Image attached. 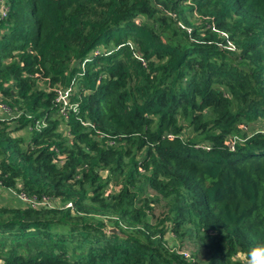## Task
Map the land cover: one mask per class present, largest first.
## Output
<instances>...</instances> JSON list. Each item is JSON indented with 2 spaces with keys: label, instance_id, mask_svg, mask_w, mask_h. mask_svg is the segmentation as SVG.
Segmentation results:
<instances>
[{
  "label": "trees",
  "instance_id": "obj_1",
  "mask_svg": "<svg viewBox=\"0 0 264 264\" xmlns=\"http://www.w3.org/2000/svg\"><path fill=\"white\" fill-rule=\"evenodd\" d=\"M7 1L0 101L21 114L0 122V182L72 206L0 205L2 264H198L168 232L245 264L264 245V0Z\"/></svg>",
  "mask_w": 264,
  "mask_h": 264
},
{
  "label": "built area",
  "instance_id": "obj_2",
  "mask_svg": "<svg viewBox=\"0 0 264 264\" xmlns=\"http://www.w3.org/2000/svg\"><path fill=\"white\" fill-rule=\"evenodd\" d=\"M8 11H9L8 1L0 0V19L5 18L8 14ZM98 53L99 51L95 50L93 54L96 55ZM54 92L56 94L55 101L60 106L61 111L65 114V117H66V112H65L66 110L72 109L75 111L77 105L75 103H71L70 96L72 94V89L70 87L56 86L54 88ZM20 114H21L20 111L12 110L9 106H7L6 104L0 101V122L2 121L10 122L14 119H17ZM85 124L87 125L88 123H85ZM43 126H45V123L37 122L35 128L38 130ZM240 128H241L242 136L233 135L228 138L227 145L229 149L232 151L235 150V145L237 143L243 142L246 139V137L249 136L247 135V133L261 129L259 126H257V128L255 127L251 128L250 125H247V124H242ZM29 129H31V127H29ZM245 133H246V136H245ZM110 144L113 145L114 141H110ZM196 147L205 148L206 150H208L210 145L205 142H200V144H197ZM55 162L57 164H62L63 162L62 157L58 156ZM0 189L6 190L9 193L13 194L21 202V204L29 205L30 207H33V208H41V207L52 208V207H57V206L59 207H71L72 206L70 201L63 203L58 198H50L46 196L37 198L36 196H27L22 191H18L11 187H5L1 182H0ZM183 254L185 257L189 258L188 252H183ZM0 264H2L1 260H0Z\"/></svg>",
  "mask_w": 264,
  "mask_h": 264
},
{
  "label": "rangeland",
  "instance_id": "obj_3",
  "mask_svg": "<svg viewBox=\"0 0 264 264\" xmlns=\"http://www.w3.org/2000/svg\"><path fill=\"white\" fill-rule=\"evenodd\" d=\"M12 125V123L9 124V127ZM250 125V127H255L257 128L256 126V123L253 122V123H250L248 124ZM28 130L27 129H24V130H20V131H14L12 132V136L13 137H26L27 134H28ZM185 133L186 134H190V136H193L194 133H191L190 130H185ZM4 193L0 192V205H4V206H7L9 205L11 202L9 201V199H7L6 197H4L3 195ZM7 204V205H5ZM160 207H157L154 211V217L155 216H158L160 214ZM164 240H165V243L166 244H170V245H174V243H176L178 246H181L180 249L181 250H185L186 252H188L189 254V259L191 260H195L198 264H201V263H204L206 262L207 260V251H208V247L205 243H203L202 241H196V244L194 242H190L188 241L187 239L185 241H183L182 243L179 242V240L175 239L173 237V235L168 232L165 234L164 236ZM203 243L202 245V250L200 251V253H198L197 251V248L199 247V244ZM196 250V251H195ZM191 255V256H190Z\"/></svg>",
  "mask_w": 264,
  "mask_h": 264
},
{
  "label": "clouds",
  "instance_id": "obj_4",
  "mask_svg": "<svg viewBox=\"0 0 264 264\" xmlns=\"http://www.w3.org/2000/svg\"><path fill=\"white\" fill-rule=\"evenodd\" d=\"M245 264H264V245L251 249L246 257Z\"/></svg>",
  "mask_w": 264,
  "mask_h": 264
},
{
  "label": "crops",
  "instance_id": "obj_5",
  "mask_svg": "<svg viewBox=\"0 0 264 264\" xmlns=\"http://www.w3.org/2000/svg\"><path fill=\"white\" fill-rule=\"evenodd\" d=\"M258 124V122L256 123V125ZM0 192L4 193V197H6L7 199H9V201L11 202L9 205H21V202L11 193H9L6 190L0 189ZM7 205V204H5ZM8 206V205H7Z\"/></svg>",
  "mask_w": 264,
  "mask_h": 264
},
{
  "label": "water",
  "instance_id": "obj_6",
  "mask_svg": "<svg viewBox=\"0 0 264 264\" xmlns=\"http://www.w3.org/2000/svg\"><path fill=\"white\" fill-rule=\"evenodd\" d=\"M109 231H110V232L119 233V232L117 231V229H116V228H110V229H109Z\"/></svg>",
  "mask_w": 264,
  "mask_h": 264
}]
</instances>
